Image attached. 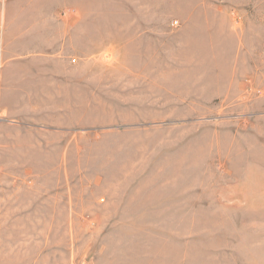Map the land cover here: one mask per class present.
Wrapping results in <instances>:
<instances>
[{"label": "rangeland", "instance_id": "rangeland-1", "mask_svg": "<svg viewBox=\"0 0 264 264\" xmlns=\"http://www.w3.org/2000/svg\"><path fill=\"white\" fill-rule=\"evenodd\" d=\"M0 264H264V0H0Z\"/></svg>", "mask_w": 264, "mask_h": 264}, {"label": "bare ground", "instance_id": "bare-ground-1", "mask_svg": "<svg viewBox=\"0 0 264 264\" xmlns=\"http://www.w3.org/2000/svg\"><path fill=\"white\" fill-rule=\"evenodd\" d=\"M195 43V42H194ZM200 47V46H199ZM208 47V46H207ZM194 51V50H193ZM214 53V52H213ZM216 61V60H215ZM205 63V62H204ZM90 181V180H89ZM93 181V180H92ZM84 210V209H83Z\"/></svg>", "mask_w": 264, "mask_h": 264}]
</instances>
